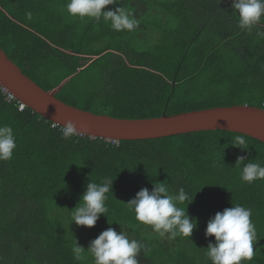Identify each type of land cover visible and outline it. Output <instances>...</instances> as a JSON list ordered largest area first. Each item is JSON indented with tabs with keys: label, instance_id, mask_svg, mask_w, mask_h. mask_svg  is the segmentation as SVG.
I'll list each match as a JSON object with an SVG mask.
<instances>
[{
	"label": "trees",
	"instance_id": "16d2710c",
	"mask_svg": "<svg viewBox=\"0 0 264 264\" xmlns=\"http://www.w3.org/2000/svg\"><path fill=\"white\" fill-rule=\"evenodd\" d=\"M66 3L0 0V47L67 104L124 119L245 104L264 109V17L248 32L238 27L231 0H118L139 26L117 32L103 20L69 16ZM21 104L0 86V124L16 135L12 159L0 161V264H92L91 257L73 258L74 243L87 249L108 227L119 232L117 223L147 245L140 264H211L205 253L215 238H205L207 222L236 204L252 210L257 232L254 257L244 264H264V180L242 182L236 165L241 155L264 165V142L244 134L242 150L232 145L241 133L222 130L65 140L61 126ZM105 177L114 179L106 216L92 228L71 224L86 184ZM153 181L188 193L180 206L198 225L190 239L137 227L124 203Z\"/></svg>",
	"mask_w": 264,
	"mask_h": 264
},
{
	"label": "clouds",
	"instance_id": "9594fccd",
	"mask_svg": "<svg viewBox=\"0 0 264 264\" xmlns=\"http://www.w3.org/2000/svg\"><path fill=\"white\" fill-rule=\"evenodd\" d=\"M117 4L118 0H67L65 7L71 17L88 18L97 23L103 20L117 32L136 30L139 20L131 8L120 4L111 9L107 7ZM230 6L233 14L238 15V27L241 30L251 32L253 26L264 17V0H231ZM77 132L71 120L66 121L61 128L65 140L77 135ZM232 145L246 150L245 135H236ZM15 148L14 129L10 125L0 124V161L11 160ZM236 165H242V182L252 184L256 180H264V165L261 163L241 155L237 157ZM113 180L110 177H105L100 183L89 180L78 204L70 210L71 224L92 228L101 215L106 216V194L112 191ZM188 200L189 195L184 188L181 187L174 194L164 182L153 181L151 190L142 188L124 204L134 214L137 227L150 226L159 238L174 240L178 237L190 239L198 226L197 220L180 206ZM251 216L250 208L236 204L216 212L209 219L205 238L214 237L215 241L208 243L205 255L211 264H244L253 259L257 232ZM117 224L121 226L119 232L108 227L90 241L87 249L76 241L72 247L73 258L81 261L91 257L92 264H140L138 257L142 251L148 250L147 245L142 240L132 238L120 223Z\"/></svg>",
	"mask_w": 264,
	"mask_h": 264
},
{
	"label": "water",
	"instance_id": "95a60500",
	"mask_svg": "<svg viewBox=\"0 0 264 264\" xmlns=\"http://www.w3.org/2000/svg\"><path fill=\"white\" fill-rule=\"evenodd\" d=\"M0 86L55 125L71 120L77 134L110 142L151 140L202 131H231L264 142V109L245 105L223 106L164 115L124 119L74 107L48 92L23 73L0 47Z\"/></svg>",
	"mask_w": 264,
	"mask_h": 264
},
{
	"label": "built area",
	"instance_id": "2783aa9c",
	"mask_svg": "<svg viewBox=\"0 0 264 264\" xmlns=\"http://www.w3.org/2000/svg\"><path fill=\"white\" fill-rule=\"evenodd\" d=\"M3 91L8 95V97H9V99H10L11 101H13V100L16 99V97H15L14 95L10 94V93L7 92L6 90L3 89ZM25 107H26V106H25L24 104H21V106H20V110H21V111L24 110Z\"/></svg>",
	"mask_w": 264,
	"mask_h": 264
}]
</instances>
